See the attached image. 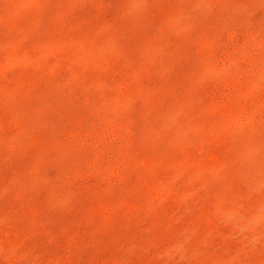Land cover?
I'll return each instance as SVG.
<instances>
[{
  "label": "rangeland",
  "instance_id": "1",
  "mask_svg": "<svg viewBox=\"0 0 264 264\" xmlns=\"http://www.w3.org/2000/svg\"><path fill=\"white\" fill-rule=\"evenodd\" d=\"M0 264H264V0H0Z\"/></svg>",
  "mask_w": 264,
  "mask_h": 264
}]
</instances>
